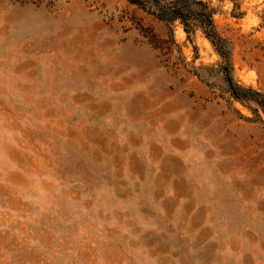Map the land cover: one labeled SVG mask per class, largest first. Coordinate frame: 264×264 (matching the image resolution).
Returning a JSON list of instances; mask_svg holds the SVG:
<instances>
[{"label":"rangeland","instance_id":"1","mask_svg":"<svg viewBox=\"0 0 264 264\" xmlns=\"http://www.w3.org/2000/svg\"><path fill=\"white\" fill-rule=\"evenodd\" d=\"M264 97V0H201ZM199 28L127 0H0V264H264V125Z\"/></svg>","mask_w":264,"mask_h":264},{"label":"trees","instance_id":"2","mask_svg":"<svg viewBox=\"0 0 264 264\" xmlns=\"http://www.w3.org/2000/svg\"><path fill=\"white\" fill-rule=\"evenodd\" d=\"M159 20L171 22L179 20L184 32L188 35L193 27H197L214 46L221 57L220 69L226 86L237 99H250L262 110L264 125V97L250 88L239 87L229 74L228 53L223 48L222 39L214 29L212 20L213 9L201 0H127Z\"/></svg>","mask_w":264,"mask_h":264}]
</instances>
